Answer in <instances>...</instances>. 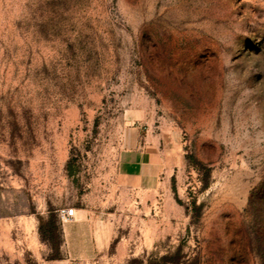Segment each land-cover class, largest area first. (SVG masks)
I'll use <instances>...</instances> for the list:
<instances>
[{"label": "rangeland", "instance_id": "rangeland-1", "mask_svg": "<svg viewBox=\"0 0 264 264\" xmlns=\"http://www.w3.org/2000/svg\"><path fill=\"white\" fill-rule=\"evenodd\" d=\"M0 207L51 257L82 208L113 264H264V0H0Z\"/></svg>", "mask_w": 264, "mask_h": 264}, {"label": "crops", "instance_id": "crops-1", "mask_svg": "<svg viewBox=\"0 0 264 264\" xmlns=\"http://www.w3.org/2000/svg\"><path fill=\"white\" fill-rule=\"evenodd\" d=\"M144 150L126 149L119 154L117 168L125 179L146 180ZM73 209V220L59 225L58 255L51 257V244L41 237L39 217L47 212L19 214L0 207V264H113L108 241L95 237L88 212Z\"/></svg>", "mask_w": 264, "mask_h": 264}, {"label": "built area", "instance_id": "built-area-1", "mask_svg": "<svg viewBox=\"0 0 264 264\" xmlns=\"http://www.w3.org/2000/svg\"><path fill=\"white\" fill-rule=\"evenodd\" d=\"M58 218L61 223L72 221L73 220V209L72 208H62L58 210Z\"/></svg>", "mask_w": 264, "mask_h": 264}]
</instances>
